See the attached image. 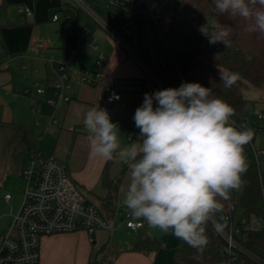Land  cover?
Wrapping results in <instances>:
<instances>
[{"label":"crops","instance_id":"1","mask_svg":"<svg viewBox=\"0 0 264 264\" xmlns=\"http://www.w3.org/2000/svg\"><path fill=\"white\" fill-rule=\"evenodd\" d=\"M20 6L29 7L33 17L23 21L18 13ZM1 9L8 13L0 23L3 56L0 61V190L9 180L21 178L27 158L34 152L22 137L20 126L24 125L33 131L35 151L45 154L37 148L38 141L44 140V133L55 138V152L59 150V153L57 156L54 153L45 155L54 156L65 165L70 178L98 204L99 212L105 218L114 219L117 211L127 214L128 210L121 203L128 183L127 168L117 161L93 156L83 125L86 112L98 104L102 108L104 100L102 86L93 88L76 81L75 73L81 69L93 70L97 59V54L89 51L87 29L83 33L73 29L78 21L77 15L68 11L62 0H0ZM60 12L65 14H59L60 21L53 22L54 15ZM68 15L73 17L71 29L65 24ZM95 43L105 56V83L114 78L142 76L140 68L116 44ZM37 44L44 45L39 54L32 50ZM88 55L94 58L92 65L85 61ZM59 61H65L72 71V82L65 91L70 101H58L53 108L46 102L54 99L51 71L57 68ZM34 83L45 89L43 95L36 93ZM27 89H30V94L24 95ZM141 104L135 95H125L121 103L112 106L105 104L122 111L124 124L120 126L124 129L118 134L122 146L131 143L130 137L135 140L139 134L133 116ZM35 106L40 110L38 114L33 113ZM124 172L118 196L112 205H108L103 200L108 194L105 179L114 181ZM116 221L122 222L121 217L116 216ZM138 221H142L144 226L137 234L123 227L117 236L114 234L113 241L102 232L93 243L83 230L45 237L41 243L40 264H97L99 255H103L101 264L105 261L107 264H170L169 260H173L174 250L179 244L178 238L175 243L171 232L164 233L142 219ZM145 239L160 241L161 248L158 251H134V246Z\"/></svg>","mask_w":264,"mask_h":264},{"label":"clouds","instance_id":"2","mask_svg":"<svg viewBox=\"0 0 264 264\" xmlns=\"http://www.w3.org/2000/svg\"><path fill=\"white\" fill-rule=\"evenodd\" d=\"M215 13L245 22V31L264 35V0H212ZM205 34V26L200 28ZM231 26L218 23L210 44L230 46ZM236 72L220 73L231 88ZM112 97H109L111 102ZM235 109L211 88L182 83L145 93L133 120L139 134L122 146L118 123L106 108L91 107L83 125L93 156L127 168L128 183L121 201L129 214L150 227L178 238L202 253L209 243V226L219 231L225 203L243 185L247 170L244 146L250 128L234 125Z\"/></svg>","mask_w":264,"mask_h":264},{"label":"built area","instance_id":"3","mask_svg":"<svg viewBox=\"0 0 264 264\" xmlns=\"http://www.w3.org/2000/svg\"><path fill=\"white\" fill-rule=\"evenodd\" d=\"M102 6L101 11H95L81 0H74L76 7L98 23L120 47L124 55L130 58L140 68L141 77L114 78L104 82L103 68L105 56L99 52L95 41H91V52L97 54L93 70L77 71L76 81L90 87H103V99L106 105L121 103L125 95H135L143 102L145 93H154L166 89L165 79L172 70H179L173 56L168 33L172 27L167 20V8L162 7V0H97ZM170 8L175 10V0H166ZM182 11V0H179ZM18 13L23 21L33 17V11L26 6L18 7ZM61 15H54L52 21L59 22ZM68 29L72 28L73 17L65 19ZM173 26V25H172ZM90 34L89 29L86 30ZM2 38L0 36V51ZM44 49L43 44H37L32 50L39 54ZM54 99L47 105L55 108L57 102H69L65 91L72 82L71 68L65 61H59L57 68L51 71ZM38 95H43L45 89L39 83L33 84ZM30 89L24 91L29 95ZM109 97H112L109 102ZM35 106L34 114L39 113ZM237 128L241 126L252 129L251 141L244 146L255 160L259 179L264 181V148L258 144L264 138V110L246 111L240 120H235ZM20 177L25 181L24 198L20 209L12 214L10 229L0 234V264H40L41 242L43 238L58 234L73 233L83 230L88 233L91 242L98 240L99 233L104 232L112 240L116 231L123 227L129 232L138 233L143 228L142 221L135 220L129 212H116L122 222L116 221V216L110 221L105 218L97 207L89 202L70 178L65 165L54 156L45 155L39 151L31 152L21 171ZM238 191L231 193L230 201L224 202L226 209L224 219L220 221L223 227L217 231L223 241L221 260L217 264H238L242 258H249L259 264H264L259 257L249 252L243 243L249 230H259L264 227V220L256 216H248L238 210ZM263 209H264V189ZM6 202L12 196H5ZM103 255L96 257L101 263Z\"/></svg>","mask_w":264,"mask_h":264},{"label":"trees","instance_id":"4","mask_svg":"<svg viewBox=\"0 0 264 264\" xmlns=\"http://www.w3.org/2000/svg\"><path fill=\"white\" fill-rule=\"evenodd\" d=\"M213 7L212 0H182V11L176 16L167 35L179 70L174 69L169 73L165 85L166 88H179L182 83L188 82L211 88L214 97H219L235 109L232 118L240 120L249 110V103L242 96L243 91L248 86L264 90V35L246 32L243 20L215 13ZM71 9L69 6L68 11ZM211 20L215 23H210ZM218 23L231 26V43L227 48L223 43L210 44L206 36ZM202 26H205V34L200 31ZM226 70L239 74V79L231 88H226L220 81V73ZM20 130L29 149L35 151L32 129L21 125ZM245 157L247 170L242 177L238 210L264 220V181L262 183L259 179L254 157L249 150H245ZM124 174L114 181L105 179L108 194L103 200L108 205L115 202ZM207 234L209 243L202 253L178 239L172 264H217L221 260L223 241L211 225ZM243 246L264 261V227L249 230ZM160 248V241L145 239L140 240L133 250L147 252ZM238 264L259 263L242 258Z\"/></svg>","mask_w":264,"mask_h":264},{"label":"rangeland","instance_id":"5","mask_svg":"<svg viewBox=\"0 0 264 264\" xmlns=\"http://www.w3.org/2000/svg\"><path fill=\"white\" fill-rule=\"evenodd\" d=\"M62 1H63L64 7L67 6L66 8L68 9V7L71 6L72 7L71 12H73V14L77 15L78 21L74 24L73 29L75 31H80L81 33L85 32L86 29L91 30V34L88 35L89 36L88 39H90V41L87 44L90 52H91L90 43L93 39L95 41H97L98 44L101 41H105L110 46L112 44H116L110 38V36L106 33V31L98 23H96L91 18V16H89L88 13H85L84 11H82L76 7V3L74 2V0H62ZM81 1L86 6L91 8L92 10H95V11H101L102 10V6L98 4L97 0H81ZM162 1L164 2L162 7L167 8L166 9V11H167L166 17H167L168 23H170V26L172 27V25L176 21L175 14L177 12H179V10L181 8L180 1L175 0L177 3V7L175 8V10H173L172 8L169 7L166 0H162ZM7 13L8 12H5L3 9L0 10V15H1L0 16V23L3 22V20L6 18ZM58 14L64 15L65 12H60ZM210 23L214 24L215 22L211 20ZM59 27H61V25ZM2 59H3L2 51H0V61H2ZM93 59L94 58L92 55H88L86 57L85 61H88V63H90V65H92L91 63L93 62ZM93 88H96V87H93ZM242 96H243L244 100H246L249 103V109L256 110V111L264 110V90L248 86L243 91ZM102 101H103V102H101V105H103L102 108H106L108 110V112L110 113L112 122L118 123L119 130L121 132L122 129H124L120 126V125L124 124L123 123L124 118L122 117L123 116L122 111H120L114 107H108L104 104L105 103L104 100H102ZM53 123L55 124V122H53ZM53 123H51V125H54ZM55 144H56L55 138H49V134L47 136V134L44 133V140L38 141L37 148L39 150L43 151L45 154L51 155L54 153L57 156V154L59 153V150H57V152H55V148H56ZM258 148H264V138L262 139V142L258 144ZM61 153L63 155L64 149L62 150ZM25 185H26L25 181L21 178L14 179V180L11 179L6 183L5 187L2 190H0V234H4L10 229V226H11L12 220H13L11 210L13 211V213H16L20 209L22 202H23V198H24L23 196H24ZM80 191L83 193V195H85V197L87 198V200L89 202L92 201L91 198L84 191H82V190H80ZM6 194H10L12 196V200L10 202H6V200H5ZM91 203H94V205H96L97 209L100 211L97 203H95L94 201H92ZM108 220L110 221L111 219H108ZM117 234H119L118 231L115 232V236H117ZM154 235H155V231H154ZM161 235H164V233H162ZM125 236L131 237L130 235L128 236L127 234H125ZM174 239H175V243H176L177 238L174 237ZM41 243H43V241ZM168 250H170V249H168ZM167 259L168 258H166V262L168 261ZM169 261H170L169 263L172 264L173 260L171 259ZM97 264H101V263H97ZM102 264H107V261H105Z\"/></svg>","mask_w":264,"mask_h":264}]
</instances>
